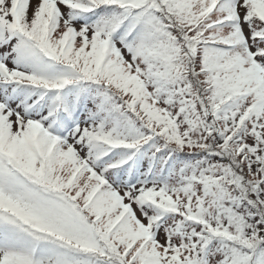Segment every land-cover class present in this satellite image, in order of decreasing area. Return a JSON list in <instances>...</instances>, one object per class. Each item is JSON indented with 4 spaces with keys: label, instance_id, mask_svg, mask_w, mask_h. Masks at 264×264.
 <instances>
[{
    "label": "snow or ice",
    "instance_id": "obj_1",
    "mask_svg": "<svg viewBox=\"0 0 264 264\" xmlns=\"http://www.w3.org/2000/svg\"><path fill=\"white\" fill-rule=\"evenodd\" d=\"M0 264H264V0H0Z\"/></svg>",
    "mask_w": 264,
    "mask_h": 264
}]
</instances>
